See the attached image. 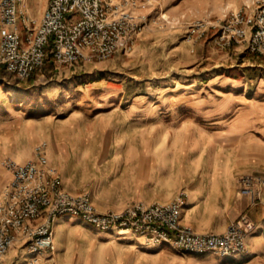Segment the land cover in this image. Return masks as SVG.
Segmentation results:
<instances>
[{
    "label": "crops",
    "instance_id": "obj_1",
    "mask_svg": "<svg viewBox=\"0 0 264 264\" xmlns=\"http://www.w3.org/2000/svg\"><path fill=\"white\" fill-rule=\"evenodd\" d=\"M247 1L185 0L199 9L219 13L225 3L226 8L229 4L236 8ZM47 4L48 0H22L19 8L38 23ZM123 111L110 107L90 113L55 112L48 126L42 119H31L23 136H18V146L23 150L18 148L15 155L19 160L31 158L35 147L45 142L63 187L72 192L87 191L103 211L131 200L170 201L184 191L182 220L196 230L222 232L242 212H247L258 228L247 238V251L220 256L182 251L170 244L143 246L142 238L131 232L101 230L83 219L62 215L54 226L57 263L264 264V186L260 200L253 203L255 192L243 194L238 179L245 173L264 176V139L245 142L250 156L242 160L243 165L228 161L218 166L215 156L204 155L202 140L186 139L185 123H140L132 117L136 114ZM122 113L129 116L122 117ZM25 252L18 240L9 249L5 264H16Z\"/></svg>",
    "mask_w": 264,
    "mask_h": 264
},
{
    "label": "built area",
    "instance_id": "obj_2",
    "mask_svg": "<svg viewBox=\"0 0 264 264\" xmlns=\"http://www.w3.org/2000/svg\"><path fill=\"white\" fill-rule=\"evenodd\" d=\"M22 0H0V68L23 80L51 59L62 65L108 58L130 50L149 13L151 0H48L38 23L19 8ZM217 27L214 42L225 47L247 42L253 52H264V0L245 3L215 18L198 17L188 25V38L203 36ZM11 177L0 193V264L18 240L26 248V264H58L55 223L62 215L78 216L98 229L128 231L143 246L170 244L187 252L228 256L248 249L247 238L257 223L247 212L231 220L222 232H200L182 220L186 192L170 201L131 200L119 208L100 210L87 191L63 187L50 163L46 143L34 156L2 160ZM241 192L261 198L264 176H239Z\"/></svg>",
    "mask_w": 264,
    "mask_h": 264
},
{
    "label": "rangeland",
    "instance_id": "obj_3",
    "mask_svg": "<svg viewBox=\"0 0 264 264\" xmlns=\"http://www.w3.org/2000/svg\"><path fill=\"white\" fill-rule=\"evenodd\" d=\"M151 1L130 50L71 66L49 59L23 80L0 69V193L9 177L2 160L18 159L15 152L23 150L18 136L26 124L42 119L48 126L55 112L119 107L140 123H185L186 139L202 140L204 155L215 156L218 166L243 165L250 156L245 142L264 139V52L251 51L246 41L218 46L217 27L197 39L187 36L195 18L223 16L235 5L225 3L219 13L185 0ZM27 258L22 253L16 264H26Z\"/></svg>",
    "mask_w": 264,
    "mask_h": 264
}]
</instances>
